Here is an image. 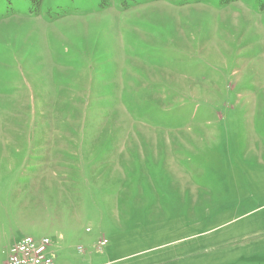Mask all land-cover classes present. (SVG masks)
I'll return each mask as SVG.
<instances>
[{
    "label": "rangeland",
    "instance_id": "obj_1",
    "mask_svg": "<svg viewBox=\"0 0 264 264\" xmlns=\"http://www.w3.org/2000/svg\"><path fill=\"white\" fill-rule=\"evenodd\" d=\"M22 237L264 264V0H0V264Z\"/></svg>",
    "mask_w": 264,
    "mask_h": 264
},
{
    "label": "built area",
    "instance_id": "obj_2",
    "mask_svg": "<svg viewBox=\"0 0 264 264\" xmlns=\"http://www.w3.org/2000/svg\"><path fill=\"white\" fill-rule=\"evenodd\" d=\"M106 245L105 239L99 240L96 251L101 252ZM50 246L51 240L47 237L41 239L22 237L11 245L3 264H53L48 250Z\"/></svg>",
    "mask_w": 264,
    "mask_h": 264
},
{
    "label": "trees",
    "instance_id": "obj_3",
    "mask_svg": "<svg viewBox=\"0 0 264 264\" xmlns=\"http://www.w3.org/2000/svg\"><path fill=\"white\" fill-rule=\"evenodd\" d=\"M37 2H40L41 0H36ZM235 1V0H231ZM100 6L101 7H106L107 6V0H100Z\"/></svg>",
    "mask_w": 264,
    "mask_h": 264
}]
</instances>
